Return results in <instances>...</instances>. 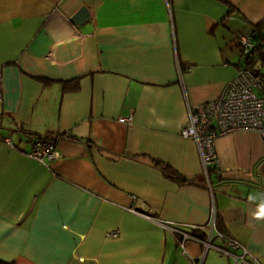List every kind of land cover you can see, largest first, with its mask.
I'll list each match as a JSON object with an SVG mask.
<instances>
[{
  "label": "crops",
  "instance_id": "crops-1",
  "mask_svg": "<svg viewBox=\"0 0 264 264\" xmlns=\"http://www.w3.org/2000/svg\"><path fill=\"white\" fill-rule=\"evenodd\" d=\"M261 22L264 0H0V259L194 264L204 247L170 227L204 237L214 218L264 264V138L217 136L205 166L181 133Z\"/></svg>",
  "mask_w": 264,
  "mask_h": 264
},
{
  "label": "built area",
  "instance_id": "built-area-1",
  "mask_svg": "<svg viewBox=\"0 0 264 264\" xmlns=\"http://www.w3.org/2000/svg\"><path fill=\"white\" fill-rule=\"evenodd\" d=\"M245 50L252 42L245 40ZM237 130L257 131L264 138V79L257 69L239 68L229 79L219 96L190 108L188 123L183 127V136L196 140L205 166L216 161L214 142L217 136ZM11 143V140H8ZM53 143L47 138L36 137L30 155L40 163L51 155ZM204 227L209 230L204 237L186 232L185 227L173 224L170 228L177 236L184 253L188 239L199 242L204 251L194 264H205V251L214 249L231 260L228 264H263L261 258L250 252L242 242L217 228L212 218ZM215 238H218L215 241Z\"/></svg>",
  "mask_w": 264,
  "mask_h": 264
},
{
  "label": "trees",
  "instance_id": "trees-1",
  "mask_svg": "<svg viewBox=\"0 0 264 264\" xmlns=\"http://www.w3.org/2000/svg\"><path fill=\"white\" fill-rule=\"evenodd\" d=\"M249 40L252 42V47L248 49L249 51L248 57H245V54H244V57H243L244 61H243V64L241 65V68L245 67L248 69H254V68L257 69L256 68L257 63L259 62L262 64L264 63V23L263 22L253 27ZM263 79H264V76H263ZM38 137H43V136H38ZM217 228L223 232H226L225 229L222 227V225H220V223H217ZM194 230H191V233L196 234V236H199L197 235V233L199 234L200 232L198 230L197 231H194ZM199 237H203V233ZM0 264H15V262H9V261L0 259Z\"/></svg>",
  "mask_w": 264,
  "mask_h": 264
},
{
  "label": "water",
  "instance_id": "water-1",
  "mask_svg": "<svg viewBox=\"0 0 264 264\" xmlns=\"http://www.w3.org/2000/svg\"><path fill=\"white\" fill-rule=\"evenodd\" d=\"M71 22L74 25H81L85 24L90 20V12L88 8L84 5L82 6L79 10H77L71 17H70ZM249 51H246L245 56L248 57ZM207 254L205 253V258Z\"/></svg>",
  "mask_w": 264,
  "mask_h": 264
},
{
  "label": "clouds",
  "instance_id": "clouds-1",
  "mask_svg": "<svg viewBox=\"0 0 264 264\" xmlns=\"http://www.w3.org/2000/svg\"><path fill=\"white\" fill-rule=\"evenodd\" d=\"M260 215H261V214H258V215H257V218H260Z\"/></svg>",
  "mask_w": 264,
  "mask_h": 264
}]
</instances>
